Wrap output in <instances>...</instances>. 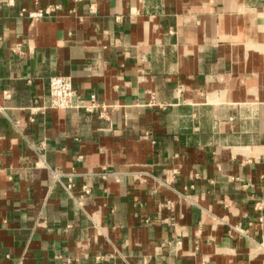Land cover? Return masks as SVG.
<instances>
[{
    "label": "crops",
    "instance_id": "crops-1",
    "mask_svg": "<svg viewBox=\"0 0 264 264\" xmlns=\"http://www.w3.org/2000/svg\"><path fill=\"white\" fill-rule=\"evenodd\" d=\"M0 106V264H264V0H0Z\"/></svg>",
    "mask_w": 264,
    "mask_h": 264
},
{
    "label": "built area",
    "instance_id": "built-area-1",
    "mask_svg": "<svg viewBox=\"0 0 264 264\" xmlns=\"http://www.w3.org/2000/svg\"><path fill=\"white\" fill-rule=\"evenodd\" d=\"M9 2H13V0H9ZM62 9L61 4H49L46 7L42 8H35L32 10H28L26 8L22 9L21 14H27L29 17H31L34 20H40L44 18L47 15H51L59 10ZM13 50L18 53H24L23 48L20 44H16L13 46ZM183 91V87L180 86L178 89V93L181 94ZM49 92L51 97V107L53 108H70L75 105V99L78 97V92L76 88L74 87L73 79L71 76L68 75H56L51 78L50 85H49ZM5 98H10V92L5 91L4 92ZM81 107L84 108L87 111H94L98 107H102L103 110H106V106L100 105L96 100V95L92 94L89 100H82ZM162 106V105H161ZM0 109H3L2 106H0ZM42 108L40 107H32L31 108V115L29 117L30 121L35 120V114L40 111ZM16 126L18 128H22V122L20 120H16ZM75 186V182L73 179L72 174L68 176V183L67 188L72 189ZM91 192V189L89 186L84 185L83 186V192L81 197L84 195H87Z\"/></svg>",
    "mask_w": 264,
    "mask_h": 264
}]
</instances>
